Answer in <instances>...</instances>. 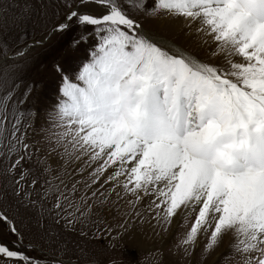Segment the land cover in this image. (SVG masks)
Masks as SVG:
<instances>
[{
	"label": "snow or ice",
	"instance_id": "snow-or-ice-1",
	"mask_svg": "<svg viewBox=\"0 0 264 264\" xmlns=\"http://www.w3.org/2000/svg\"><path fill=\"white\" fill-rule=\"evenodd\" d=\"M125 3L64 0L67 12L56 30L91 26L99 39L79 77L64 78L61 98L47 117L53 151L62 150L65 162H81L89 189L103 178L134 197L127 201L129 219L140 215L136 202L151 196L158 224L195 212L186 244L211 229L206 250L231 235L243 264H264V0ZM91 6L104 11L96 14ZM131 9L196 24L215 43L212 51L221 61L205 62L145 30ZM87 38L82 35L77 46ZM18 125L10 138L0 139V161H9L6 174L12 177L18 210L39 209V215L54 198L48 215L72 227L92 205L84 198L73 203L61 190L67 187L63 182L55 188L46 182L37 192L40 180L24 168L31 146L18 135ZM76 191L73 184L71 192ZM97 196L93 191L90 199ZM0 225L15 237L14 242L0 240V261L39 264L26 253L18 222L2 206ZM126 226L127 221L112 239L122 238Z\"/></svg>",
	"mask_w": 264,
	"mask_h": 264
},
{
	"label": "rangeland",
	"instance_id": "rangeland-1",
	"mask_svg": "<svg viewBox=\"0 0 264 264\" xmlns=\"http://www.w3.org/2000/svg\"><path fill=\"white\" fill-rule=\"evenodd\" d=\"M131 3L132 0H127L125 7ZM148 5L153 6L154 0H148ZM91 10L96 14L104 11L99 6H91ZM131 10L145 30L158 33L205 62L221 61L222 58L213 53L214 48L205 45L197 27L192 29L193 25L183 17L152 12L141 15ZM66 12L64 0H0V128L3 129L0 139L10 138L18 121V135L31 146V159L24 168L40 180L37 192L47 186L46 182L53 188L63 182L67 187L61 190L68 192L73 203L79 205L84 198L92 205L91 212L72 227L67 226L64 219L48 215L54 198L44 203L42 214H37L39 209L18 210L12 177L6 174L9 161H0V206L18 222L24 234L26 253L39 264H109L113 258L118 264H243L234 251L233 236L227 247H222L220 242L219 250L217 246L206 250L211 229L198 233L194 242L185 243L195 215L184 212L177 219L156 224L157 230H151V217L148 218L144 205L137 201L136 211L140 215L129 219L127 201L113 198L108 190L110 185L103 178L89 189L85 186L89 176L81 173V162H65L61 159L62 150L53 151L47 117L61 98L59 90L64 86V78L75 81L79 77L99 39L93 38L91 26L73 24L67 31L56 30ZM186 32H191V37L183 38ZM85 33L88 38L77 46L76 42ZM73 184L77 187L75 193L71 192ZM93 191H97L98 196L90 199ZM99 193L104 196L100 197ZM125 221V235L113 240L116 231H123L120 226ZM136 234L143 241H135ZM0 240L15 241L4 225H0ZM113 243L115 248L111 247Z\"/></svg>",
	"mask_w": 264,
	"mask_h": 264
},
{
	"label": "bare ground",
	"instance_id": "bare-ground-1",
	"mask_svg": "<svg viewBox=\"0 0 264 264\" xmlns=\"http://www.w3.org/2000/svg\"><path fill=\"white\" fill-rule=\"evenodd\" d=\"M193 25V28L192 29H194L195 27H197V25L196 24H192ZM191 33V32H190ZM190 33H188V32H186V35L185 36H182L183 38L184 37H191V34ZM199 36L205 41V45H211V47L212 48H214L215 47V43L209 38V36H208V34H201V33H199ZM201 48V47H200ZM202 49V48H201ZM81 165V164H80ZM67 167H69L68 165H67ZM111 169H109V172L108 173H106L105 175H109V174H111ZM108 184V183H107ZM110 185V187L108 188V190H109V194H111V196L113 197V198H120L121 200L123 199L124 201H128V199H135L134 197H132L130 194H128V193H125L122 189H120V188H114V186L112 185V184H109ZM120 193L119 194V196L117 195V193ZM152 199H153V197H151V196H145L143 199H141L140 201H138V203H140V204H142V205H144V208H145V210H146V213H147V215H148V218L149 217H151V230L152 229H158V227L156 226V224L158 225V223L156 222V217H155V215L153 214V209H152V205H151V201H152ZM107 207H105V209H104V212L107 210L106 209ZM184 212H186L187 213V215H189V216H194L195 215V212L194 211H184ZM184 212H180L178 215H176L175 217H172V218H174V219H177V216H180L182 213H184ZM170 221V220H169ZM168 221V222H169ZM162 224H164V223H162ZM153 227H155V228H153ZM155 232V231H154ZM232 236L231 235H226V236H224L223 237V239H222V241H221V245H222V247L223 246H225V247H227L228 246V244H229V242H230V238H231ZM134 239H135V241H137V242H141V241H143V240H141L140 239V237L139 236H137V234L135 235V237H134ZM217 250H219L220 249V244H218V246H217V248H216ZM216 251V250H215ZM206 256V255H205ZM204 256V257H205ZM205 261H206V259H204ZM203 260V261H204Z\"/></svg>",
	"mask_w": 264,
	"mask_h": 264
}]
</instances>
